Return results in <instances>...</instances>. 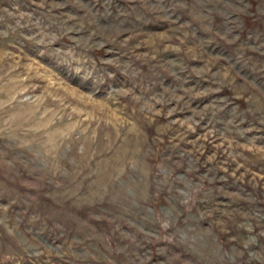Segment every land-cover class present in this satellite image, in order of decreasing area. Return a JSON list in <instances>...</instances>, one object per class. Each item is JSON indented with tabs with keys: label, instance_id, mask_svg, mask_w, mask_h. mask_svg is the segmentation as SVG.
Listing matches in <instances>:
<instances>
[{
	"label": "rangeland",
	"instance_id": "rangeland-1",
	"mask_svg": "<svg viewBox=\"0 0 264 264\" xmlns=\"http://www.w3.org/2000/svg\"><path fill=\"white\" fill-rule=\"evenodd\" d=\"M0 264H264V0H0Z\"/></svg>",
	"mask_w": 264,
	"mask_h": 264
}]
</instances>
